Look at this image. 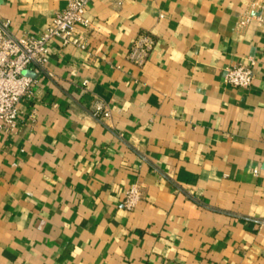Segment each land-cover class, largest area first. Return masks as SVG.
<instances>
[{
    "label": "crops",
    "instance_id": "obj_1",
    "mask_svg": "<svg viewBox=\"0 0 264 264\" xmlns=\"http://www.w3.org/2000/svg\"><path fill=\"white\" fill-rule=\"evenodd\" d=\"M67 3L0 0V17L39 35ZM86 14L87 47L55 40L0 134V264H264V0H93ZM237 64L250 86L225 81Z\"/></svg>",
    "mask_w": 264,
    "mask_h": 264
},
{
    "label": "built area",
    "instance_id": "obj_2",
    "mask_svg": "<svg viewBox=\"0 0 264 264\" xmlns=\"http://www.w3.org/2000/svg\"><path fill=\"white\" fill-rule=\"evenodd\" d=\"M92 1L68 0L66 7L53 15L50 25L39 35L19 36L11 29V21L0 17V134L17 128L21 100L33 95L37 82L27 71L31 66L37 71L45 69L54 41L58 40L63 45L87 47L85 32H78L77 28L91 27L92 22L86 11ZM121 2L122 0H119V3ZM249 20L250 17H246L241 22L244 24ZM153 44L151 34H140L131 46L130 59L137 64H144ZM253 80L254 69L251 66L237 64L226 69L225 81L230 85L248 87ZM92 113L99 120L111 116L110 109L101 103H95ZM140 198V187L133 184L126 191L123 205L133 209Z\"/></svg>",
    "mask_w": 264,
    "mask_h": 264
}]
</instances>
